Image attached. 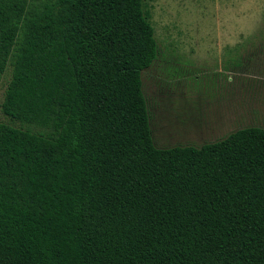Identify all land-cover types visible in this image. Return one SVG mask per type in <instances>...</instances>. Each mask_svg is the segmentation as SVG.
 <instances>
[{"label":"trees","instance_id":"1","mask_svg":"<svg viewBox=\"0 0 264 264\" xmlns=\"http://www.w3.org/2000/svg\"><path fill=\"white\" fill-rule=\"evenodd\" d=\"M158 56L143 0H0V264H264V129L156 146Z\"/></svg>","mask_w":264,"mask_h":264},{"label":"rangeland","instance_id":"2","mask_svg":"<svg viewBox=\"0 0 264 264\" xmlns=\"http://www.w3.org/2000/svg\"><path fill=\"white\" fill-rule=\"evenodd\" d=\"M143 10L159 46L142 72L156 146L264 129V0H143ZM12 75L2 76L0 123L26 130L2 111Z\"/></svg>","mask_w":264,"mask_h":264}]
</instances>
